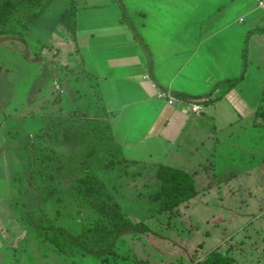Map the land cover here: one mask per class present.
Wrapping results in <instances>:
<instances>
[{"label": "crops", "instance_id": "1", "mask_svg": "<svg viewBox=\"0 0 264 264\" xmlns=\"http://www.w3.org/2000/svg\"><path fill=\"white\" fill-rule=\"evenodd\" d=\"M68 1L75 26L63 31L97 97L83 120L107 121L127 162L190 174L229 153L232 169L245 168L237 174L264 186V32L248 37L241 80L212 90L240 75L264 0H118L125 16L117 0Z\"/></svg>", "mask_w": 264, "mask_h": 264}, {"label": "rangeland", "instance_id": "2", "mask_svg": "<svg viewBox=\"0 0 264 264\" xmlns=\"http://www.w3.org/2000/svg\"><path fill=\"white\" fill-rule=\"evenodd\" d=\"M91 2L74 0L73 5ZM51 3L31 23L29 35L0 34V264H12L8 261L12 253L14 264H199L214 250L236 264H264V186L237 174L245 168L232 169L229 153L187 174L186 178L193 179L195 196L168 209L160 208L161 198L170 185L182 188L186 178L173 182L172 174H164L159 179L158 167L133 163L100 172L124 213L148 228L142 234H120L113 252L104 257L62 254L13 220L11 172L20 174L18 199L27 206L33 204L31 194L40 184L39 177L29 176L26 164L16 155L18 131L26 138L22 142L39 155L68 158L77 150L68 144L72 132L66 131L68 122L85 121L89 117L86 108L97 98L88 89L94 87L91 75L63 31L68 28L59 22L72 9L70 2ZM78 102L83 112L78 111ZM70 166L75 168L73 163ZM65 169L60 188L68 187L75 176ZM153 195L158 199H151ZM61 220L72 232L79 231L81 217L75 209L70 218L62 216Z\"/></svg>", "mask_w": 264, "mask_h": 264}, {"label": "trees", "instance_id": "3", "mask_svg": "<svg viewBox=\"0 0 264 264\" xmlns=\"http://www.w3.org/2000/svg\"><path fill=\"white\" fill-rule=\"evenodd\" d=\"M53 0H5L0 3V34L25 37L31 33V23L51 4ZM118 1V0H117ZM119 2V1H118ZM123 16V6L119 2ZM124 18V17H123ZM74 32V11L69 8L59 20ZM130 24V23H129ZM60 25V24H59ZM131 26V25H130ZM20 29V30H19ZM264 32V28H256L247 33L243 44L242 69L240 75L233 80L218 82L212 90L220 85H235L242 78L247 58V40L249 35ZM149 75L153 79L151 63L148 64ZM206 95L199 97L203 102ZM178 99H188L181 94H173ZM198 99V98H197ZM205 103V102H203ZM259 114L264 112V98L259 107ZM66 122V121H62ZM72 130L68 144L76 147V152L68 158L59 155L41 154L30 150L18 131L20 142L16 146V155L27 167L29 176H37L40 184L31 196L33 204L27 206L19 201L20 174L11 172L9 192L13 198V220L27 233L37 235L47 241L58 252L64 254H82L91 257H104L113 252L120 234L124 232L145 233L148 228L142 222H133L122 210L114 196L108 191L100 172L109 171L121 164H128L118 144L114 141L109 123L105 120H85L68 122L67 132ZM55 161L56 166L52 167ZM74 164L72 168L70 164ZM69 167V168H68ZM65 168L71 169L75 176L66 188H60L59 181L65 176ZM158 178L164 174H172L173 182L188 177V173L179 169L160 166ZM187 183L181 188L169 186L160 200V208L168 209L175 204L183 203L196 194L193 179L186 178ZM162 189L159 190V193ZM153 195L151 199H158ZM80 214L81 225L78 232L62 223V216L71 217V212ZM8 261L15 263L12 253ZM199 264H236L233 258L225 253L211 251Z\"/></svg>", "mask_w": 264, "mask_h": 264}, {"label": "built area", "instance_id": "4", "mask_svg": "<svg viewBox=\"0 0 264 264\" xmlns=\"http://www.w3.org/2000/svg\"><path fill=\"white\" fill-rule=\"evenodd\" d=\"M263 4V1H258V5L261 6ZM161 97L166 98L169 103L173 102V99L169 97L168 94H162ZM192 110L197 112L198 108L197 107H192Z\"/></svg>", "mask_w": 264, "mask_h": 264}]
</instances>
